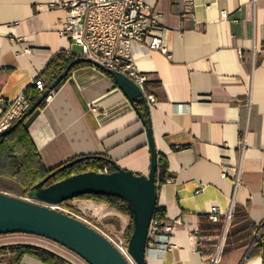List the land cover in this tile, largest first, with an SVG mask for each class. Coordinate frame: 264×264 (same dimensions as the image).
Instances as JSON below:
<instances>
[{
    "label": "crops",
    "instance_id": "crops-1",
    "mask_svg": "<svg viewBox=\"0 0 264 264\" xmlns=\"http://www.w3.org/2000/svg\"><path fill=\"white\" fill-rule=\"evenodd\" d=\"M69 1L0 0V99L23 94L59 52L76 58L78 50L58 34L65 16L59 5ZM144 3L162 28L167 52L134 46L133 62L146 78L143 102L156 152L172 175L157 187L156 206L173 227L170 247L146 249V264H211L197 247L200 215L212 206L225 212L237 205L248 209L253 224L264 220V0ZM146 96L154 103L147 105ZM2 109L0 102V115ZM24 124L47 169L102 156L122 170L149 172L137 107L87 63L72 69ZM31 236L1 235L0 246L34 245L80 264L58 244ZM247 253L220 254L216 264H241L245 255L243 264H262L260 256L247 259ZM14 258L2 254L0 264H43L29 255L17 263Z\"/></svg>",
    "mask_w": 264,
    "mask_h": 264
},
{
    "label": "water",
    "instance_id": "water-1",
    "mask_svg": "<svg viewBox=\"0 0 264 264\" xmlns=\"http://www.w3.org/2000/svg\"><path fill=\"white\" fill-rule=\"evenodd\" d=\"M77 63H89V60L74 58L49 89L53 90ZM97 67L113 78L130 102L144 99L143 92L127 76L100 65ZM145 127L150 150V167L146 176L116 166V170L110 173L83 172L45 186L50 177L48 175L35 184L27 195L40 203L0 193V236L25 234L41 237L66 248L87 264H129L97 231L69 214L49 207L85 194L115 196L126 202L131 221L127 252L135 264H146L147 231L157 201V152L150 123H145ZM76 161L78 159L63 164L61 169Z\"/></svg>",
    "mask_w": 264,
    "mask_h": 264
},
{
    "label": "trees",
    "instance_id": "trees-1",
    "mask_svg": "<svg viewBox=\"0 0 264 264\" xmlns=\"http://www.w3.org/2000/svg\"><path fill=\"white\" fill-rule=\"evenodd\" d=\"M73 59L74 57L69 52L61 51L46 63L39 77L43 80L47 88L50 87L52 82L64 71L66 66ZM82 64L86 63H77L73 65L60 83L68 77L72 69ZM105 74L113 80L109 74ZM60 83L54 89H56ZM24 93L30 101V109L23 118L16 121L11 126L8 132L0 134V180L11 182L23 195H28L30 189L48 175H50V177L45 183V186L83 172H99L106 170L107 173H110L116 170V166L106 157L102 156H80L74 158L78 159V161L62 169L61 166L63 164L47 169L42 164L38 153L33 147L24 124L27 116L43 106L44 94L39 93L32 85L29 86ZM134 105L137 107L142 121L147 123L148 113L144 107L143 100H138ZM143 108L145 110H143ZM170 177H172V175L167 170L164 156L157 153L156 186L158 187L164 184ZM75 199H86L95 203H100L106 207H110L117 213L129 217L126 202L118 197L85 194L68 201ZM68 201L62 202L59 205L68 207ZM153 219L159 222L163 221L164 210L156 206ZM103 223L106 225H113L117 230L120 229L119 220L115 217H106L103 219ZM223 225V216H219L216 222L209 220L208 215H200L198 217L196 236L198 239L197 247L201 256L210 259L214 255L218 244V238L223 230ZM130 235L131 221L129 218V224L124 230V237L127 242ZM241 248H250L247 253V259L260 256L261 262L264 264V220L258 225L253 224L249 220L248 209L236 205L232 209V216L224 238L221 255ZM8 252L15 254L14 263H17L23 255H29L38 259L43 264H70L52 252L29 244L0 246V255Z\"/></svg>",
    "mask_w": 264,
    "mask_h": 264
},
{
    "label": "built area",
    "instance_id": "built-area-1",
    "mask_svg": "<svg viewBox=\"0 0 264 264\" xmlns=\"http://www.w3.org/2000/svg\"><path fill=\"white\" fill-rule=\"evenodd\" d=\"M65 16L58 34L78 48L75 57L89 60L88 65H97L117 71L131 79L143 92L145 75L141 73L133 62V47L138 46L146 51H158L166 54L162 28L156 16L151 14L144 0H71L59 5ZM70 53V52H69ZM32 86L41 94H45L44 101L52 99L54 89L46 87L40 77L33 80ZM147 105L154 103L153 96H146ZM3 109L0 115V134L6 132L30 109V101L25 93L13 99H0ZM107 173L106 170L99 171ZM238 177L234 179V185ZM59 205H49L57 209ZM220 208L212 206L208 210V218L216 222L222 214L224 225L221 239L216 246L215 254L210 258L211 264L218 262L224 238L232 216V209L222 212ZM172 225L165 221L152 219L148 226L146 249H168L169 236ZM102 236L127 260L134 264L127 252V241L124 232Z\"/></svg>",
    "mask_w": 264,
    "mask_h": 264
},
{
    "label": "rangeland",
    "instance_id": "rangeland-1",
    "mask_svg": "<svg viewBox=\"0 0 264 264\" xmlns=\"http://www.w3.org/2000/svg\"><path fill=\"white\" fill-rule=\"evenodd\" d=\"M73 50L77 51L78 48L74 46ZM0 193L23 200H28L33 203H40L36 200L30 199L27 195H23L15 185H13L11 182L8 181L0 180ZM67 206L69 208L63 205H59L57 206V210L69 214L70 216L76 218L77 220L91 227L101 235L102 233L106 235H110L114 233L120 234L121 232H124L125 228L129 224L128 216L117 213L115 210L111 209L110 207H106L105 205L100 203H95L86 199H75L72 201H68ZM106 217L117 218L119 220L120 229L117 230L116 227L113 225L111 226L104 224L103 219ZM29 239L31 241L37 242V237L31 236L29 237ZM43 242H49V244H53L50 243V241H43ZM219 242L220 241H218V244ZM56 248L58 250H61L62 252H67L68 254H70V256L77 259L80 262V264H87L84 260H82L74 253L67 251V249L60 247L59 245H57Z\"/></svg>",
    "mask_w": 264,
    "mask_h": 264
}]
</instances>
